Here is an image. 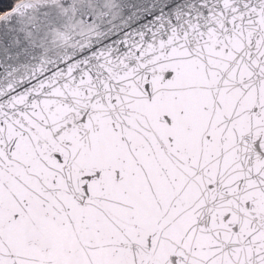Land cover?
Listing matches in <instances>:
<instances>
[{"label":"snow or ice","instance_id":"snow-or-ice-1","mask_svg":"<svg viewBox=\"0 0 264 264\" xmlns=\"http://www.w3.org/2000/svg\"><path fill=\"white\" fill-rule=\"evenodd\" d=\"M0 8V264H264V0Z\"/></svg>","mask_w":264,"mask_h":264},{"label":"trees","instance_id":"trees-1","mask_svg":"<svg viewBox=\"0 0 264 264\" xmlns=\"http://www.w3.org/2000/svg\"><path fill=\"white\" fill-rule=\"evenodd\" d=\"M0 10H3L2 8H0Z\"/></svg>","mask_w":264,"mask_h":264}]
</instances>
